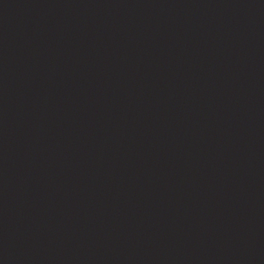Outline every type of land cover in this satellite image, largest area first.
<instances>
[{
	"label": "water",
	"instance_id": "95a60500",
	"mask_svg": "<svg viewBox=\"0 0 264 264\" xmlns=\"http://www.w3.org/2000/svg\"><path fill=\"white\" fill-rule=\"evenodd\" d=\"M0 264H264V0H0Z\"/></svg>",
	"mask_w": 264,
	"mask_h": 264
}]
</instances>
